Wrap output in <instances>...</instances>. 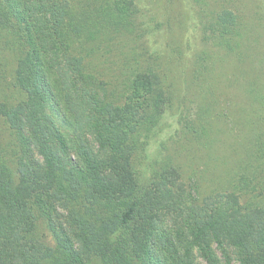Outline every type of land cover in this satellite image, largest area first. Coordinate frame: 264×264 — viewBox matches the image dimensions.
<instances>
[{
	"label": "trees",
	"instance_id": "obj_1",
	"mask_svg": "<svg viewBox=\"0 0 264 264\" xmlns=\"http://www.w3.org/2000/svg\"><path fill=\"white\" fill-rule=\"evenodd\" d=\"M132 4L0 0V55L13 63L0 93V264H264V125L217 163L151 158L176 105L168 74L134 47L141 73L100 76L114 37H136L120 23ZM233 21L223 27L240 38ZM119 77L133 78L131 101L143 97L122 123L110 109Z\"/></svg>",
	"mask_w": 264,
	"mask_h": 264
},
{
	"label": "rangeland",
	"instance_id": "obj_2",
	"mask_svg": "<svg viewBox=\"0 0 264 264\" xmlns=\"http://www.w3.org/2000/svg\"><path fill=\"white\" fill-rule=\"evenodd\" d=\"M238 16L246 25L240 38L223 27ZM120 23L122 28L135 31L136 37L121 33L114 37L107 46L111 53L100 63L107 74L100 76L106 81L121 76L116 71H125L124 66L136 67L133 72L141 73L132 56L135 47L142 51L144 65L150 63L156 71L168 74L177 92L176 105L151 138L147 151L151 158L177 151L187 162L190 153L198 162L211 155L217 163L216 158L232 153L234 143L243 139L248 144V136H254L258 126L264 125V0H134L127 20ZM116 26L121 31V25ZM236 39H240L239 44L232 47ZM149 52L159 60L152 63L157 56ZM10 64L9 53L1 54L0 93L13 86ZM132 80L128 83L118 78L115 92L119 96L113 98L110 107L116 123L132 117L129 110H142L143 97L135 101L128 98L133 91ZM255 81L260 86L254 96ZM139 115L134 114V118ZM204 118L212 126L211 134L201 128L202 122L206 123ZM246 123L250 135L244 130ZM45 232L54 242L52 233Z\"/></svg>",
	"mask_w": 264,
	"mask_h": 264
}]
</instances>
